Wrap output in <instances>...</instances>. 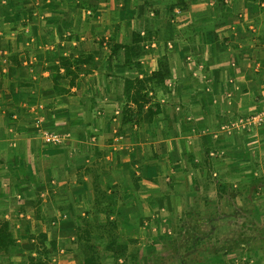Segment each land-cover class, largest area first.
<instances>
[{"label":"crops","instance_id":"0c3cea01","mask_svg":"<svg viewBox=\"0 0 264 264\" xmlns=\"http://www.w3.org/2000/svg\"><path fill=\"white\" fill-rule=\"evenodd\" d=\"M158 69L139 111L127 82ZM263 103L264 0H0V222L13 238L0 264H29L40 236L48 264L79 262L78 235L103 229L109 198L138 262L140 247L167 249L175 200L204 182L197 143L236 118L246 132ZM227 238L232 264H264L263 236ZM202 245L197 264H223Z\"/></svg>","mask_w":264,"mask_h":264},{"label":"rangeland","instance_id":"374dc122","mask_svg":"<svg viewBox=\"0 0 264 264\" xmlns=\"http://www.w3.org/2000/svg\"><path fill=\"white\" fill-rule=\"evenodd\" d=\"M263 106L264 103L260 110L264 113ZM263 117L262 114L261 119L257 120L256 124L247 126L246 132L241 131L244 128L242 129L239 124V118L231 120V125L228 124L229 121H225L226 123L222 125L224 127L233 126V131H225L221 128L217 136L210 137L214 140L210 146L197 143L196 147H200V157L195 162L201 163L202 167L199 171L204 182L199 186L196 184L197 188L196 185L193 186L192 193L189 194L187 200H183V198L175 200V207L178 211L180 209L181 216L177 214L174 218L177 226L175 230L168 233L170 237L167 249H163L164 247L157 248L158 253L155 255L154 252L147 254L145 248L140 247V251H138L142 254L138 262V258L131 256L133 248L131 247L132 242H130L126 256L120 257V260L113 257L111 253L102 252L99 256L100 260L104 261L103 264H197L198 253L195 251H199V247L203 246L204 241H208V246L212 248V242H215L217 236L220 237V246L202 249V251L206 254L212 253L211 257L217 255L215 251H220L219 256L223 260V264H232L227 255L228 249L225 246L228 236L236 235L238 238L240 235L238 238L240 240L243 238L244 232L248 231L254 237L253 243L258 241L260 237H264ZM249 132L251 134L245 135ZM209 147L213 153L203 152ZM232 161L234 164L231 165ZM191 162L194 163V160L192 159ZM213 229L216 230L214 234ZM217 230H219L218 233ZM232 230L235 232L233 233ZM117 231L122 236L123 241L125 239L136 240V238H130V235L125 234L124 231ZM141 234L144 235L145 233ZM158 234L162 235L161 233ZM91 236H95L94 239L99 237L102 240L101 244L108 237L107 234L104 235L103 229L92 233ZM96 241L93 242L96 243ZM196 244L197 247L195 248ZM205 253L204 255H206ZM148 256L151 262H148ZM179 257L185 258L184 261H186L181 263ZM204 258L208 257L205 256ZM155 259L158 262H153ZM219 263L222 261L219 260Z\"/></svg>","mask_w":264,"mask_h":264},{"label":"trees","instance_id":"16d2710c","mask_svg":"<svg viewBox=\"0 0 264 264\" xmlns=\"http://www.w3.org/2000/svg\"><path fill=\"white\" fill-rule=\"evenodd\" d=\"M133 42H137V40L133 39ZM127 57L125 56V61L129 60L130 56L135 53L136 49H134V46H130L127 48ZM127 59V60H126ZM166 70V69H165ZM167 73V72H166ZM161 69H158L157 71H153L151 75L148 77L143 78H135L132 81H128L127 84H131L133 81H135V84L138 86L137 91L135 92V96L133 97V101H135V104L138 107V110L140 111L144 105L142 101L147 102V98L141 94V90L144 88V83L147 82H153L154 84H159L161 81H163L165 74ZM142 100L138 102V100ZM126 105L123 107V109L126 111ZM160 106L158 103H152L147 110V119L150 120L153 116V114L160 113ZM193 159V158H192ZM192 159H190L192 161ZM106 212L108 213V216H106V220L104 225H102L104 230V235L107 234V239L105 238V242L103 244L99 243L101 240L99 237H97L96 243L90 244L88 240L90 239L91 232L89 231H83L78 236L80 239H83L86 241V244L84 243L82 247L83 251V257L81 260L77 263L73 264H101L100 260V254L102 252L111 253L113 257L116 259L119 257H125L126 256V250L128 247V244L130 242H133L132 239H125L124 241L121 239V235L118 233L117 224L114 220H111L109 218V215L113 212L112 207L113 200L110 198L107 200V203L105 205ZM106 233V234H105ZM103 238V237H101ZM10 244H13V238L12 233L10 231V223L8 221H1L0 222V250L5 251L7 250L8 246ZM38 246V256L37 257H29L28 263L29 264H48L47 257L48 254L54 250V246L50 245L49 247H46L44 243L42 242V237L40 236V241ZM133 258H137L136 252L131 255Z\"/></svg>","mask_w":264,"mask_h":264},{"label":"built area","instance_id":"2783aa9c","mask_svg":"<svg viewBox=\"0 0 264 264\" xmlns=\"http://www.w3.org/2000/svg\"><path fill=\"white\" fill-rule=\"evenodd\" d=\"M225 2L227 0H224ZM253 120V119H252ZM239 124L243 127V124H249L248 123V120L246 122V120L240 118L239 119ZM231 125V123H230ZM44 139L46 142H49V143H54V144H58V143H61L64 139V135L61 134L60 132H57V131H53V130H50V131H45L44 132V135H43Z\"/></svg>","mask_w":264,"mask_h":264}]
</instances>
